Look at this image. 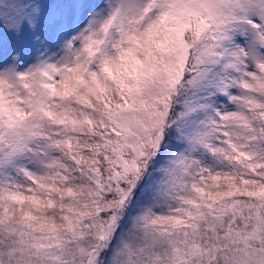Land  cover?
<instances>
[{"label":"snow or ice","instance_id":"snow-or-ice-1","mask_svg":"<svg viewBox=\"0 0 264 264\" xmlns=\"http://www.w3.org/2000/svg\"><path fill=\"white\" fill-rule=\"evenodd\" d=\"M0 264H264V0H0Z\"/></svg>","mask_w":264,"mask_h":264}]
</instances>
